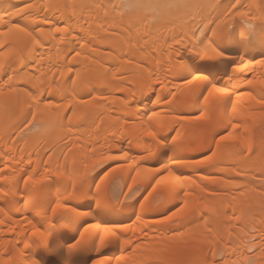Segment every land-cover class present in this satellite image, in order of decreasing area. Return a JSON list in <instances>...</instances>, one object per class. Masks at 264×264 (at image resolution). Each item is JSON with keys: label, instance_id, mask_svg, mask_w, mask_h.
<instances>
[{"label": "bare ground", "instance_id": "1", "mask_svg": "<svg viewBox=\"0 0 264 264\" xmlns=\"http://www.w3.org/2000/svg\"><path fill=\"white\" fill-rule=\"evenodd\" d=\"M0 65V264H264V0H0Z\"/></svg>", "mask_w": 264, "mask_h": 264}, {"label": "rangeland", "instance_id": "2", "mask_svg": "<svg viewBox=\"0 0 264 264\" xmlns=\"http://www.w3.org/2000/svg\"><path fill=\"white\" fill-rule=\"evenodd\" d=\"M122 191V190H121ZM124 191H122L120 194L121 195H119V197L120 196H122V193H123ZM37 197L35 196V197H32L31 199H32V201H35L34 199H36ZM38 199V198H37ZM53 208V204H51L49 207H48V209H47V212H50V210ZM171 213H172V210H170V211H168V212H166L163 216H161V217H163V218H167L168 216H170L171 215ZM24 215V214H23ZM173 224H174V222H173Z\"/></svg>", "mask_w": 264, "mask_h": 264}, {"label": "snow or ice", "instance_id": "3", "mask_svg": "<svg viewBox=\"0 0 264 264\" xmlns=\"http://www.w3.org/2000/svg\"><path fill=\"white\" fill-rule=\"evenodd\" d=\"M0 67H2V65H0ZM57 207H63V205H57ZM173 217H168V219H172ZM109 231L108 228H105V233H107ZM101 239V243H103V237L100 238Z\"/></svg>", "mask_w": 264, "mask_h": 264}]
</instances>
